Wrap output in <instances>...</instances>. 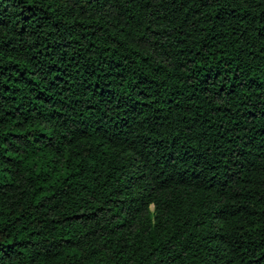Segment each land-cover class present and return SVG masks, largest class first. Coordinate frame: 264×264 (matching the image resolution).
I'll use <instances>...</instances> for the list:
<instances>
[{"label":"trees","instance_id":"trees-1","mask_svg":"<svg viewBox=\"0 0 264 264\" xmlns=\"http://www.w3.org/2000/svg\"><path fill=\"white\" fill-rule=\"evenodd\" d=\"M0 264H264V0H0Z\"/></svg>","mask_w":264,"mask_h":264}]
</instances>
